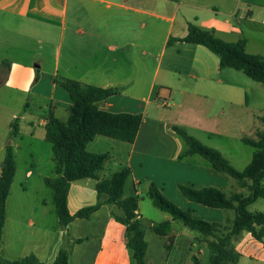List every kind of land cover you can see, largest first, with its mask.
<instances>
[{
  "label": "crops",
  "instance_id": "1",
  "mask_svg": "<svg viewBox=\"0 0 264 264\" xmlns=\"http://www.w3.org/2000/svg\"><path fill=\"white\" fill-rule=\"evenodd\" d=\"M190 24L214 31L227 42L246 40L249 53L264 56V0H0V90L6 89L10 97L15 93L46 97L49 109L47 116L25 117L29 125L25 132L21 117H16L13 109L5 105L0 109L2 112L7 108L10 124L9 138L0 139V176L7 145L12 146L16 162L6 202L0 259L14 262L35 255L39 263L51 264L71 240V264H133L126 246V226L115 218L123 210L107 203L105 194L99 199L97 179L71 182L68 208L74 215L100 201L99 209L88 218H74L66 229L60 225L54 191L45 183L46 178L57 176L46 126L51 115L60 119V107L68 113L64 121L60 119L66 122L72 101L62 102L56 97L57 87H61L56 80L73 79L118 89L116 95L100 103V108L114 113H142L133 143L98 135L86 150L109 155L98 172L99 180H109L125 167L131 169L124 198L137 197V218L144 228L142 203L144 197L150 198L152 184L183 210H191L192 214L199 210V219L229 228L236 217L235 210L190 201L180 185L216 187L227 195H247L248 190L219 176L225 173L216 171L207 160H196L199 155L182 158L186 144L176 127L190 134L195 129L208 139L213 134H227L230 114L225 106L240 97V103L249 106L251 99L245 87L234 81V74L229 72L232 68H220L219 57L208 48L169 42L184 38ZM46 66L52 72L51 96L39 90L37 83L41 79L33 84L31 81L34 70L41 75ZM254 82L257 98L264 101V84ZM174 97L182 98L187 108L179 105L182 111L177 115L171 110L161 113L162 107L170 108L169 101ZM206 101L218 106L207 107ZM29 106L27 101L23 116L28 114ZM16 119L19 132L12 136ZM230 182L237 189L230 191ZM43 185L51 189V200L34 198L43 191ZM229 211L234 216L228 217ZM162 212L167 214L164 221L152 222L150 231H145L148 264H170L172 260L177 264L187 256L189 259L197 242L199 254L206 248L211 253L207 238L213 241L214 237L204 236ZM163 222L168 223L167 227L157 233L154 228ZM79 239L82 241H76ZM234 246L240 256L236 264H264V242L252 233L238 235ZM197 263L204 264L201 257H196L194 264Z\"/></svg>",
  "mask_w": 264,
  "mask_h": 264
},
{
  "label": "trees",
  "instance_id": "2",
  "mask_svg": "<svg viewBox=\"0 0 264 264\" xmlns=\"http://www.w3.org/2000/svg\"><path fill=\"white\" fill-rule=\"evenodd\" d=\"M173 41L203 45L219 57L220 68L241 71L254 81L264 84V56L249 53L246 40L227 42L217 37L214 31L190 24L188 34L184 38L171 39L169 42ZM56 83L68 92L72 101L66 122L51 115L46 126L47 139L53 144L57 176L46 178L45 183L54 191L60 225L66 229L74 218H88L99 209L100 201L95 205L81 208L74 215L68 208L70 183L85 178L97 179L99 199L105 194L107 203L115 204L123 210V214L115 215V218L126 226V246L131 252L133 264H148L146 232L144 225L137 218L138 199L134 196L124 198V187L131 169L125 167L116 172L111 179L99 180L98 172L109 155L94 154L86 150L87 144L98 135L133 143L142 123V113H114L101 109L100 103L116 95L118 89L101 88L73 79L56 80ZM11 132L12 136L18 134V119L12 123ZM176 133L186 144V149L181 154L182 158L193 155L203 157L216 171L236 179L240 186L248 190V194L227 195L216 187L198 189L180 185L183 195L190 201L211 208L235 210L236 217L225 235H219L222 232L220 225L194 217L191 210H183L165 197L155 184L149 188V197L157 208L169 213L174 219L182 221L190 229L204 236L216 239L209 242L214 251L210 259L211 264H236L240 256L235 250L233 238L243 232H250L264 242V212H252L249 209L259 199H264V131H258L256 138L245 136L242 139L244 144L256 149L252 161L244 170L236 169L220 150L204 144L185 128L176 127ZM15 173L13 148L7 145L0 176V249L6 221V202ZM167 225V222H163L154 230L162 233V229ZM76 241L80 242L82 239ZM70 245L71 240L60 249L51 264H71ZM0 264L44 263H39L35 255H29L14 262L0 259Z\"/></svg>",
  "mask_w": 264,
  "mask_h": 264
},
{
  "label": "rangeland",
  "instance_id": "3",
  "mask_svg": "<svg viewBox=\"0 0 264 264\" xmlns=\"http://www.w3.org/2000/svg\"><path fill=\"white\" fill-rule=\"evenodd\" d=\"M229 72H232L234 74V81H237L238 85L244 86L246 89V93H248V96L250 97V104L247 106L245 103H240L241 97L239 98V101L233 100L234 104L225 106V110L230 114L229 115V133L223 134V135H217L213 134L211 135L210 139L207 138V135L199 132L197 130H193L191 132V135L197 137V139H200L204 144L219 149L223 155L232 163V165L238 169V170H244L247 165L252 161L253 155L255 153V148L246 145L243 143L242 139L245 136L255 138L257 136L258 131H264V101H260L257 98V88L256 83L249 79L246 75H244L242 72L235 71L233 69H229ZM51 70H49V66H46L42 69L41 75L39 72L34 70V78L32 81V84L35 83L36 79L39 78V82L37 83V86L39 90L43 91L45 95L51 96L54 94L52 92V84H51ZM38 76V77H37ZM15 80H12V83ZM55 95L58 99H60L62 102H69V94L68 92L63 89L62 87H57V91L55 92ZM29 101L30 106L27 110V115L23 116L24 114V105L25 103ZM171 104L170 108L162 107L160 109V112L163 113L165 111H172L173 115H177L180 111L179 105L181 108L186 109L187 103L184 102L182 98L174 97L173 100L171 99L169 101ZM206 106H218V103L214 105V103H211V101H206ZM65 104V103H62ZM7 106L13 109L17 113L16 117H21L20 125L21 128L26 130V128L29 126L26 122L27 120H24L26 118H33L35 116H47L49 113V109L47 108L46 104V97H34L31 98L27 94H21V93H15L14 96H9V92L6 89L0 90V109L2 106ZM224 106V105H223ZM27 109V108H26ZM0 112V139H8L9 138V126L8 123V117L6 116L7 108H2ZM58 116L61 120H65L68 113L65 112V110L60 107L58 109ZM220 115V112L219 114ZM22 117H24L22 119ZM196 160H202L204 162L205 159L202 157L196 156ZM206 162V161H205ZM219 176H223L225 178H229V180L233 181L234 183H237V180H235L230 175L221 174L218 173ZM20 176V173L18 174V177ZM237 189L236 185H232L230 182V191L232 189ZM15 189H18L16 186ZM241 191L242 189L239 188ZM227 190V192H230ZM244 192H247L246 189L242 190ZM47 192V194H46ZM231 193V192H230ZM52 191L50 188H48L46 185H43V191L40 192L37 195H34V198H45L51 200L52 197ZM14 199V198H13ZM11 199V204L12 201ZM144 201L142 203V211L145 216V231L148 233L150 231V226L152 222L159 223L164 221L166 213L162 212L158 208L155 207L152 200L148 197L143 198ZM176 203V202H175ZM179 206V204L177 203ZM195 206L198 204L194 203ZM250 210H259L264 211V199H259L256 203H254L249 208ZM12 210V208L10 209ZM193 214L198 217H200L199 210H194ZM232 214V215H231ZM234 216V213L232 211L228 212V217ZM233 218V217H232ZM179 224H182L180 221H178ZM231 223L229 227H231ZM228 227H221L220 230L222 231L219 235H225L227 233ZM210 238V237H209ZM236 237L233 238V243L235 241ZM208 243L211 242L210 239H208ZM216 240V239H213ZM209 247L211 249V253L209 249H205V253L199 254V243L197 242V245L192 248V251L190 253V257L188 259V256L182 260L180 263L177 264H194L196 257H201L203 263H211L210 259L214 255L213 248L211 247L209 243ZM168 255V253H166ZM176 253L173 255L175 256ZM211 255V256H210ZM210 256V257H209ZM180 257V256H179ZM173 261V260H172ZM170 264H175V263ZM200 264V263H197Z\"/></svg>",
  "mask_w": 264,
  "mask_h": 264
}]
</instances>
